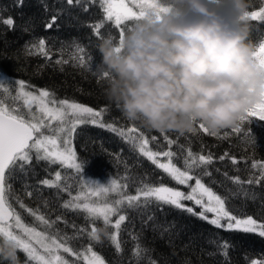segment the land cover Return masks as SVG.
Here are the masks:
<instances>
[{
  "label": "snow or ice",
  "instance_id": "6c2138e0",
  "mask_svg": "<svg viewBox=\"0 0 264 264\" xmlns=\"http://www.w3.org/2000/svg\"><path fill=\"white\" fill-rule=\"evenodd\" d=\"M18 2L22 5L23 0ZM96 3L97 0H90V5ZM67 4L80 5L81 0H67ZM98 5L102 10V18L89 26L99 40L105 38L107 23L114 24L119 30V37H122L134 22L150 13L156 15L164 10L160 7L159 0H98ZM83 10L87 11V6ZM60 14L57 11L44 24V28L52 29L56 26ZM248 21L264 24V6L259 7V10H246L238 18L237 23L246 29L247 35L250 28ZM0 22L14 28L15 22L11 17ZM30 27L27 25L24 30L30 31ZM249 45L252 48L251 62L264 74V41L258 42V47ZM25 49L29 55H39L46 62L52 61L53 52L47 46L46 37L34 35L32 41L25 44ZM72 49L69 54L72 61L86 66L89 70L97 64L95 53L87 51L83 45L73 41ZM59 51L61 58L55 61V65L60 66L63 71V65L68 64L69 60L63 59L64 48ZM97 82L102 86L99 77ZM33 88L34 86L23 80H12L6 75H0V243L7 242L16 251H23L27 257L26 264H81V261L83 264H108L95 250V245L102 244L107 239L117 255L124 253L125 242L120 239V234L128 231L125 224L131 223L129 210L135 211L141 217V231L143 225L149 222H152L154 229L169 231L171 226L165 227L156 223L155 213L171 207L197 216L217 229L254 234L264 239V217L258 220L253 215H238L229 207L230 197L255 199L254 189L246 186H260L264 182V162H253L251 167L253 170L258 169L259 174L251 173L246 180L239 175L230 177L225 172L224 176L235 187L227 189L228 195H221L203 180L204 176L211 175L207 166L213 163L215 157L210 152L207 155L194 153L190 142L185 149V145L179 143V137L173 139L168 134L160 133L167 145L165 149L158 137H149L134 123L125 128L123 125L118 126L115 120H106L105 117L111 111L109 106L97 109L85 106L74 98L60 97L53 88ZM252 120L264 121V100L241 116L235 126L225 128L223 138L227 139L236 134L238 138L242 137L254 146V140L247 128ZM85 125L119 136L175 184L188 190L165 184L163 176L154 181L151 173L135 174L127 164L123 175L111 178L106 183L86 179L85 162L78 158L75 148L78 129ZM198 131L211 137H220L219 132H209L202 124L197 126V131L191 133L196 135ZM174 145L180 149L179 152L173 150ZM228 155L226 152L219 159L223 161ZM177 158L183 160V167L177 165ZM231 162L233 165L237 164V158L231 157ZM41 163L47 166L44 168L46 175L37 180L35 185L31 184L30 178L37 173V167ZM53 165L59 166L54 172L51 168ZM63 170H74L77 174L79 188L75 193L72 192ZM17 180L22 183L21 192H17L14 187ZM41 186L56 190L53 195L57 200L61 193H66L69 198L62 200L60 207L83 213L85 224L70 223L63 213L57 214L53 219L50 200H45L48 211L26 205L21 195L25 194L30 198L42 197ZM130 189H134V194ZM185 201L191 202L200 211L196 212ZM16 205L34 217L38 224L25 222ZM113 217H116L114 221ZM98 221L102 222L103 227L98 226ZM60 224L65 225V228L71 227L72 233L60 228ZM130 236L133 248L129 264H143L145 260L147 264H158L142 243L141 235L133 231ZM85 238L88 240L87 244L83 243ZM76 241H79L78 246L74 243ZM233 246L227 240L217 242V248L225 257L226 264H230L229 250ZM64 253L74 259L69 261ZM245 259L248 260V257L245 256ZM248 264H264V258L248 260Z\"/></svg>",
  "mask_w": 264,
  "mask_h": 264
},
{
  "label": "trees",
  "instance_id": "16d2710c",
  "mask_svg": "<svg viewBox=\"0 0 264 264\" xmlns=\"http://www.w3.org/2000/svg\"><path fill=\"white\" fill-rule=\"evenodd\" d=\"M211 3H217L218 0H210ZM247 10H259L264 6V0H246ZM90 0H81L80 5L70 6L67 0H23L22 5L18 0H0V20L11 17L14 19V28H9L0 22V75H6L12 80H23L35 88H53L60 97L74 98L77 102L85 106L100 108L109 106L111 111L105 117L106 120H115L119 125L125 128L131 126L132 122L126 120L120 111L109 104L103 96L102 86L98 84L97 77L93 76L86 66H81L70 59L73 41L83 45L87 51L94 52L97 64L100 62V54L97 51L99 39L93 35L92 28L89 26L102 18V10L99 8L98 0L95 5H90ZM87 6V11L83 10ZM60 11V17L57 25L52 29H45L44 24L49 22L51 17ZM225 15H228L226 9ZM250 25L246 43L258 47V42L264 41V24L258 21H248ZM30 25V31H25V26ZM47 38V46L52 49L53 56L51 62L39 55H29L25 49V44L32 41L33 36ZM111 35L114 40L119 39V30L112 23L106 24L105 38ZM61 48H64L63 59H68L69 63L63 65V71L60 66L55 65V61L61 58ZM135 124V123H134ZM148 134L149 137L156 136L164 148L163 138L160 133L148 131L135 124ZM248 131L254 140V146L246 142L242 137L232 134L229 138H223L224 129L220 130V137H211L198 131L196 135L186 133L180 136L176 133H167L175 139L179 137V143L189 146L194 153L205 154L209 152L215 159L207 168L211 172L210 176H204L206 184L221 195H228L227 189L234 188L235 185L224 176L235 177L239 175L241 179H247L251 173L259 174V170H253V162H264V121L252 120L247 125ZM188 138V139H186ZM155 147V145H152ZM203 146V147H202ZM75 148L78 152V158L85 162L84 176L86 179L108 182L111 178L119 177L125 173V164L130 166L131 172L135 174H152L155 181L158 177H164V183L181 188L184 191L188 189L175 184L159 169H156L151 162L140 156L133 147L122 140L119 136L106 130L85 125L78 129V135L75 139ZM173 150L179 152L180 149L175 145ZM228 153V158L223 161L219 159L221 155ZM186 154V151H185ZM236 157L238 163L233 165L231 157ZM178 166L183 167V160L177 158ZM47 167L41 163L37 167V173L30 178L31 184H36L37 180L45 177L44 168ZM53 172L59 168L58 165L51 166ZM219 169L220 171H217ZM237 169L239 171H237ZM68 177V183L71 190L75 193L79 185L77 184V174L74 170H63ZM199 171V170H198ZM215 181V182H213ZM194 183V182H193ZM17 192H21L22 183L17 180L14 184ZM42 187V197H28L21 195V199L26 205L42 211H48L45 200H50L52 209V218L57 214L63 213L67 220L75 222L78 225L85 224L84 214L64 210L60 207L62 200L68 199L66 193H61L59 200L53 195L56 190ZM254 189L255 199H245L244 197H230L229 207H232L239 215L241 213L253 215L256 219L264 217V182L260 186H246ZM134 194V189H130ZM188 206L196 208L191 202H184ZM17 210L22 215L25 222L29 224H38L34 217L30 216L23 209L16 205ZM156 223L169 227V231L164 232L161 228H153L152 222L143 225L141 217L132 210H129L131 223L126 222L127 232L120 234V239L124 241L125 249L122 255H117L111 243L104 239L102 244H96L95 250L105 258L108 264H129L132 256L133 241L130 233L136 232L141 235L142 243L150 250V255L158 264H226L225 257L220 254L217 248V242L227 240L234 246L229 250L228 260L230 264H248V260L264 258V239L254 234H242L226 232L217 229L206 221L192 216L186 212L165 207L163 212L156 211ZM113 221L116 217L112 218ZM98 226L103 227L102 222H97ZM60 228L69 234L72 233L71 227L65 228L60 224ZM79 245V241L74 242ZM84 244L88 243L85 238ZM69 261L74 257L63 254ZM248 257V260L245 259ZM19 264H26V254L17 250ZM0 264H8V261L0 257ZM35 264V262H32ZM81 264L83 262L81 261ZM143 264H147L145 260Z\"/></svg>",
  "mask_w": 264,
  "mask_h": 264
},
{
  "label": "clouds",
  "instance_id": "9594fccd",
  "mask_svg": "<svg viewBox=\"0 0 264 264\" xmlns=\"http://www.w3.org/2000/svg\"><path fill=\"white\" fill-rule=\"evenodd\" d=\"M159 3L163 11L97 44L100 62L90 71L101 79L104 98L148 131L183 136L201 124L209 132L235 126L264 100V74L251 62L246 29L237 23L246 0ZM0 257L18 262L7 242L0 243Z\"/></svg>",
  "mask_w": 264,
  "mask_h": 264
},
{
  "label": "rangeland",
  "instance_id": "374dc122",
  "mask_svg": "<svg viewBox=\"0 0 264 264\" xmlns=\"http://www.w3.org/2000/svg\"><path fill=\"white\" fill-rule=\"evenodd\" d=\"M209 215H211V214H209Z\"/></svg>",
  "mask_w": 264,
  "mask_h": 264
}]
</instances>
